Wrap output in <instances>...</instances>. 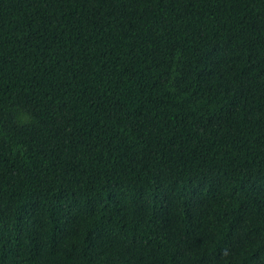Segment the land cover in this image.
<instances>
[{"label":"trees","instance_id":"1","mask_svg":"<svg viewBox=\"0 0 264 264\" xmlns=\"http://www.w3.org/2000/svg\"><path fill=\"white\" fill-rule=\"evenodd\" d=\"M0 264H264V0H0Z\"/></svg>","mask_w":264,"mask_h":264}]
</instances>
